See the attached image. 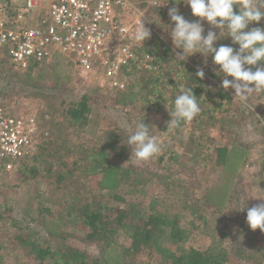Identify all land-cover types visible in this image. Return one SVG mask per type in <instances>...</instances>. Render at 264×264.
<instances>
[{"label":"rangeland","instance_id":"obj_1","mask_svg":"<svg viewBox=\"0 0 264 264\" xmlns=\"http://www.w3.org/2000/svg\"><path fill=\"white\" fill-rule=\"evenodd\" d=\"M156 1L157 6L163 7L161 12L155 7L142 6L145 8L147 28L151 33L158 34L163 44L181 52L182 49H177L171 39L174 24H171L168 10L176 6L185 19L194 21L199 18L192 15L190 6L183 0L180 5H166V0ZM203 24L205 34L210 29L220 31L206 21ZM188 56L186 58H190ZM0 90L5 93L1 101L12 113H32L40 120L37 139L45 145V149L41 150L35 164L41 174L45 166L66 174L67 169L73 166L66 164L77 160L86 148L94 154L90 161H104L112 157L110 166L103 168L95 165L93 160L86 173L78 170L67 173L66 176L77 180L75 184L78 187L68 190L63 189L65 182L51 183L52 177L48 179L39 175L42 188L34 180L16 178L17 166H14L13 171L0 181V190L4 195L13 197L18 217L26 215L24 223H30L31 227L28 229L41 235L62 232L72 244L93 255H102L113 264H158L159 257L153 255L156 254L153 248L149 249L151 252L127 253L125 249L129 239L120 231L116 232L115 244L101 252L94 244L84 242L80 226H69L70 222L65 220L66 225L63 216L67 207L84 202L85 197L90 200L93 196L96 203L102 197L107 202L117 203L118 200L112 198L116 194L127 201H141L145 208L151 198L160 197L170 210L177 213L181 222L192 219L187 212L192 207L202 210L206 216L203 222L195 219V224L201 227L188 233L190 235L183 245L185 250L189 244L199 249L212 247L215 251H225L229 264H264V232L252 230L246 222L247 209L264 202V175H260L264 160V92L254 91L247 101L242 102L235 97V90L229 87L232 101L227 107L233 120L226 122L221 112L215 113L208 135L234 147L229 164L224 169L214 167L209 157L202 156L205 159L201 165L190 160L192 150L197 148L188 139L190 123L181 122L179 129L169 125L173 107L166 105L159 111L138 108L133 104L134 100L116 97L119 91L109 88L100 75L95 73L88 79H82L70 61L61 55L55 56L51 63L35 64L23 71L3 62L0 66ZM85 93L91 96L88 122L83 127H76L61 114L71 101ZM168 102L169 99L165 103ZM129 116L133 123L127 125L132 128L141 121V116H146L151 134L161 145V151L146 161H138L131 155L134 146L128 145L129 132L122 126ZM168 147L172 149V159H168L167 155L164 160H158ZM239 173L243 178H238ZM68 186L71 187V184ZM44 198H49V201L44 202ZM39 201L52 209V216L38 215ZM243 201L246 209H236L242 207ZM237 215L239 222L233 220ZM30 217H33L32 221H29ZM230 218H233L232 221ZM241 224L246 232L241 229ZM0 235V251L5 249L4 253H0V264L13 263L15 257L7 246L9 238L3 231ZM160 236L158 231H153L152 238L158 239L160 247L168 249V243ZM47 239L54 242L56 238L51 236ZM238 247L241 249L236 251ZM171 249L176 250L177 246L171 245Z\"/></svg>","mask_w":264,"mask_h":264},{"label":"trees","instance_id":"obj_2","mask_svg":"<svg viewBox=\"0 0 264 264\" xmlns=\"http://www.w3.org/2000/svg\"><path fill=\"white\" fill-rule=\"evenodd\" d=\"M133 1H138V5L141 7L145 6V3L140 0ZM239 2L240 0H237V3ZM252 2L260 4L264 0H252ZM181 3L180 0L178 5ZM166 5H174V0H167ZM148 7H155L159 12L163 8L157 6V4ZM234 11H238V9H234ZM171 24H174V22L171 21ZM255 26H264V18L259 22L250 23L249 29ZM247 30L245 29V31ZM214 32L219 35L220 31L215 30ZM220 35L222 37L215 42L217 47L230 45L238 49V45L232 44L231 37L226 35V30H222ZM160 44L162 45L161 48H159ZM143 49L154 55L155 68L149 71H140L136 68L129 71L124 70L123 72L128 81L127 89L122 91V94L119 92L120 94L115 96L118 98L120 96L127 97L129 101L134 100L133 104H136L135 106L138 108L142 107L143 110L156 109L159 111L166 105L170 108L173 107V100L179 94L181 87L193 88V93L197 96L201 110L194 119L188 121L190 123L188 139L197 147L192 150L193 154L190 160L201 165L205 159L203 157H209L213 161L214 167L225 169L229 164L234 147L228 145L227 142H221L208 135V127L212 123L215 113L221 112L226 118V122L233 120L229 114V106L227 107L232 101V96L228 88L222 87V81L226 77L223 73L217 74L219 65L214 64L211 55L205 57L201 53L190 54L188 56L190 58H185L184 61L177 59L178 50H175V52L170 46L163 44L160 36L154 32L145 40ZM32 65L35 64L31 63L29 67ZM248 67H253V70H255L254 66ZM199 69L204 72L203 78L196 75ZM227 79L230 80V76ZM168 99L169 102L166 104L165 102ZM90 100L91 96L89 94H82L68 104L65 110L62 111L61 116L68 119V122L76 127L85 126L89 118ZM124 112L129 111L124 110ZM140 119L143 123L148 124L149 120L146 116H141ZM130 123L132 124L133 122H131L129 116L127 124L129 125ZM175 129L179 128L175 127ZM235 143L237 142L233 144ZM42 149L44 151V144L39 145L38 153L17 160L15 165L17 166L15 169L16 178L34 180L38 187L42 188L39 175H43L48 177V179L52 177L51 183L59 184L65 182L63 189H77L78 187L75 184L77 180L66 176L67 173L71 174L77 170L86 173L85 170L87 171L88 168L92 167L89 164L93 160H95V165H101L104 168L107 165L110 166L109 164L112 160V157H109L104 161L96 159L90 161L94 154L86 148L77 160L66 164V166L73 165L70 169H67L66 174L57 172L49 166H45L44 172L41 174L35 163L39 160ZM171 151V148H166L158 160H164V156L167 155L168 159H172ZM201 157L202 159L200 160L199 158ZM29 159L31 161H28ZM88 161L90 162L87 163ZM261 167L260 175H264V160ZM238 178H243L242 174L239 173ZM69 184H71V187L68 186ZM1 192L0 190V233L3 231L7 234L9 238L7 246L15 257L14 262L8 264H113L104 259L102 255H93L72 244L62 232L56 234L50 232L47 235H41L32 229H28L31 227H29L30 223L27 222V225L24 223L26 215L18 217L15 214L13 197L7 194L4 195ZM91 198L88 200V197H85L83 198L84 202L67 207L64 211L63 221L67 220V223L70 222L69 226L72 227L80 226L82 228L80 236L84 242L94 244L100 248L101 252L115 244L116 232L120 231L129 239V244L125 249L127 253L138 254L143 250L151 252L149 249L153 248L152 250L156 252L153 255L159 257L158 264H229V256L225 251H215V248L212 247L199 249L192 245L190 246V244L186 250L184 249L183 245L187 241V237L190 235L188 233H191V229L199 230L201 227V225L195 224V219H200L203 222L206 218L203 211L197 209V207L188 208L187 212H189L192 219L181 222L177 213L170 210V206L160 197L151 198L147 203V208L141 201H127L116 194H113L112 198L118 200L117 203L107 202L104 197L99 198L96 203L93 196ZM43 201L48 202L49 198H44ZM38 204V215L45 214L47 217L53 215L52 209L45 203L39 201ZM241 204L242 207L245 206L244 201ZM230 219L232 221L233 218ZM32 220L33 217H30L29 221ZM233 220L239 222V215ZM67 223L66 225H68ZM241 227L246 232L243 224H241ZM154 230L158 231L159 235L166 240L169 245L168 249L167 247H160L158 239L154 240L152 238ZM51 236L56 238L54 242L47 239ZM171 245L177 246V249H171ZM240 249L241 247H238L236 251ZM4 250L1 249L0 253H4ZM240 257L246 258V256ZM147 264L150 263L148 262Z\"/></svg>","mask_w":264,"mask_h":264},{"label":"built area","instance_id":"obj_3","mask_svg":"<svg viewBox=\"0 0 264 264\" xmlns=\"http://www.w3.org/2000/svg\"><path fill=\"white\" fill-rule=\"evenodd\" d=\"M143 9L133 0H0V66L23 71L61 55L82 79L96 73L125 91L124 70L155 68L145 41L134 39L140 19L147 28ZM40 127L35 114H14L0 99V181L17 160L38 153Z\"/></svg>","mask_w":264,"mask_h":264},{"label":"clouds","instance_id":"obj_4","mask_svg":"<svg viewBox=\"0 0 264 264\" xmlns=\"http://www.w3.org/2000/svg\"><path fill=\"white\" fill-rule=\"evenodd\" d=\"M190 6L191 13L198 20L189 21L180 14L176 6L168 10V15L174 27L171 30V39L177 49V59L185 58L194 53H201L205 57L211 55L214 64L219 65V72L226 77L222 81V87H231L235 90V97L245 102L255 92H264V27H251L252 22H259L264 18V2L257 4L252 0H183ZM167 3V0L166 2ZM180 0H174L178 5ZM238 9V11H234ZM220 29L219 35L213 30H208L205 35L203 22ZM245 29H248L245 31ZM222 30L231 37L232 44L238 45V49L230 45L216 46L215 42L222 36ZM151 35L150 30L144 26L140 19L137 25L134 39L142 43ZM254 66L255 70H253ZM197 76L203 78L204 72L199 69ZM232 77L229 80L227 77ZM193 88L181 87L179 94L173 100V109L170 112L172 127L180 126L181 122L191 121L200 112L197 96ZM128 132V145L134 146L131 155L138 161H146L161 151V145L156 137L151 134L149 126L142 121L134 128L122 125ZM246 206L236 208L243 210ZM232 209V208H230ZM246 222L252 230L260 229L264 232V202L247 209Z\"/></svg>","mask_w":264,"mask_h":264},{"label":"crops","instance_id":"obj_5","mask_svg":"<svg viewBox=\"0 0 264 264\" xmlns=\"http://www.w3.org/2000/svg\"><path fill=\"white\" fill-rule=\"evenodd\" d=\"M1 97H5V93L3 92V90H0V98ZM41 143H39V145H40Z\"/></svg>","mask_w":264,"mask_h":264}]
</instances>
